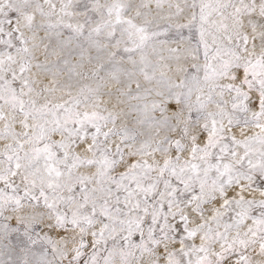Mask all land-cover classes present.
I'll list each match as a JSON object with an SVG mask.
<instances>
[{
    "label": "snow or ice",
    "instance_id": "obj_1",
    "mask_svg": "<svg viewBox=\"0 0 264 264\" xmlns=\"http://www.w3.org/2000/svg\"><path fill=\"white\" fill-rule=\"evenodd\" d=\"M0 264H264V0H0Z\"/></svg>",
    "mask_w": 264,
    "mask_h": 264
}]
</instances>
